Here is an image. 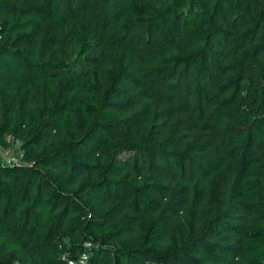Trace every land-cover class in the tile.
<instances>
[{
  "label": "trees",
  "instance_id": "16d2710c",
  "mask_svg": "<svg viewBox=\"0 0 264 264\" xmlns=\"http://www.w3.org/2000/svg\"><path fill=\"white\" fill-rule=\"evenodd\" d=\"M0 264H264V0H0Z\"/></svg>",
  "mask_w": 264,
  "mask_h": 264
},
{
  "label": "built area",
  "instance_id": "2783aa9c",
  "mask_svg": "<svg viewBox=\"0 0 264 264\" xmlns=\"http://www.w3.org/2000/svg\"><path fill=\"white\" fill-rule=\"evenodd\" d=\"M22 156H16L10 150L0 149V159L7 166H20ZM88 256L82 254L76 260H68L67 264H87Z\"/></svg>",
  "mask_w": 264,
  "mask_h": 264
}]
</instances>
